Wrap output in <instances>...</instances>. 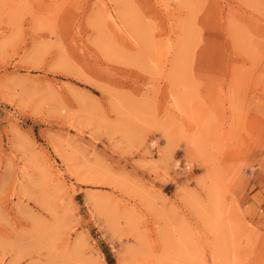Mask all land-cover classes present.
Segmentation results:
<instances>
[{
  "label": "rangeland",
  "instance_id": "rangeland-1",
  "mask_svg": "<svg viewBox=\"0 0 264 264\" xmlns=\"http://www.w3.org/2000/svg\"><path fill=\"white\" fill-rule=\"evenodd\" d=\"M108 253L264 264V0H0V264Z\"/></svg>",
  "mask_w": 264,
  "mask_h": 264
},
{
  "label": "trees",
  "instance_id": "trees-1",
  "mask_svg": "<svg viewBox=\"0 0 264 264\" xmlns=\"http://www.w3.org/2000/svg\"><path fill=\"white\" fill-rule=\"evenodd\" d=\"M107 260H108V262H109V264H113V258H112V256H111V254H107Z\"/></svg>",
  "mask_w": 264,
  "mask_h": 264
},
{
  "label": "built area",
  "instance_id": "built-area-1",
  "mask_svg": "<svg viewBox=\"0 0 264 264\" xmlns=\"http://www.w3.org/2000/svg\"><path fill=\"white\" fill-rule=\"evenodd\" d=\"M177 166H180V162L177 163ZM184 166L190 168V166L187 163H185Z\"/></svg>",
  "mask_w": 264,
  "mask_h": 264
}]
</instances>
